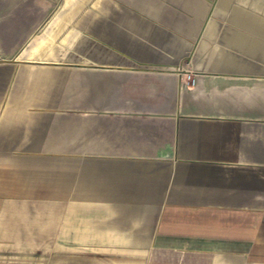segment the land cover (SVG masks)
<instances>
[{
  "label": "crops",
  "instance_id": "crops-1",
  "mask_svg": "<svg viewBox=\"0 0 264 264\" xmlns=\"http://www.w3.org/2000/svg\"><path fill=\"white\" fill-rule=\"evenodd\" d=\"M0 264H264V0H0Z\"/></svg>",
  "mask_w": 264,
  "mask_h": 264
},
{
  "label": "built area",
  "instance_id": "built-area-1",
  "mask_svg": "<svg viewBox=\"0 0 264 264\" xmlns=\"http://www.w3.org/2000/svg\"><path fill=\"white\" fill-rule=\"evenodd\" d=\"M189 81H190V83H194L195 82V78L194 77L192 78V77L189 76Z\"/></svg>",
  "mask_w": 264,
  "mask_h": 264
}]
</instances>
